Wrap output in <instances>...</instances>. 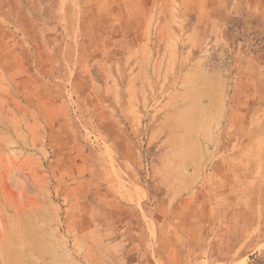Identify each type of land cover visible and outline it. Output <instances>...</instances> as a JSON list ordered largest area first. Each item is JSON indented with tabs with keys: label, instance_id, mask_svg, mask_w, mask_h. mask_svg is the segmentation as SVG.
I'll return each instance as SVG.
<instances>
[{
	"label": "rangeland",
	"instance_id": "374dc122",
	"mask_svg": "<svg viewBox=\"0 0 264 264\" xmlns=\"http://www.w3.org/2000/svg\"><path fill=\"white\" fill-rule=\"evenodd\" d=\"M0 264H264V0H0Z\"/></svg>",
	"mask_w": 264,
	"mask_h": 264
}]
</instances>
